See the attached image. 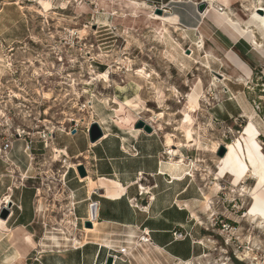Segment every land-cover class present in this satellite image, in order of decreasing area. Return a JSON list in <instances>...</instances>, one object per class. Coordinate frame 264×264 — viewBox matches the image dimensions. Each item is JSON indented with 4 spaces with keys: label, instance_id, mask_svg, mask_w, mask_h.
Returning <instances> with one entry per match:
<instances>
[{
    "label": "rangeland",
    "instance_id": "obj_1",
    "mask_svg": "<svg viewBox=\"0 0 264 264\" xmlns=\"http://www.w3.org/2000/svg\"><path fill=\"white\" fill-rule=\"evenodd\" d=\"M157 1L0 0V149L5 166L0 179L8 180L0 188L3 193L7 188L21 193L22 204L27 200L31 213H26L28 219L33 208L39 211L37 226L26 228L32 237L26 232L21 238L0 235V262L16 250L20 259L15 264L30 263L39 240L54 249L48 244L52 235L60 240L79 238L81 227L74 226L71 216L75 204L69 183L74 175L71 167L83 165V158L68 159L59 147L72 135L87 134L92 123L100 122L109 130L100 128L111 133L141 119L159 126L151 134L163 144L167 134L173 135L172 140L182 145L178 149L189 170L195 166L190 178L201 189L200 227L210 247L208 260L264 261V229H257L247 216L255 182L249 174L236 178L219 173L216 164L220 147L227 144H236L241 155L249 154L243 133L250 120L264 157V70L255 68L244 76L197 29L204 18L199 14L214 11L227 20L234 18L242 35L243 26L252 25L256 42L251 44L263 49L251 10L264 9V0H215L213 9L207 0ZM153 14L166 31L163 23L149 19ZM82 30L86 33L81 35ZM201 40L204 50L195 47ZM138 70L149 78L138 79L134 75ZM100 73L110 82L91 79ZM159 114L163 118L157 121ZM193 142L194 147H184ZM168 149L162 160H178ZM209 199L212 211L206 213ZM2 206L0 213H8L6 221L12 205Z\"/></svg>",
    "mask_w": 264,
    "mask_h": 264
},
{
    "label": "crops",
    "instance_id": "obj_2",
    "mask_svg": "<svg viewBox=\"0 0 264 264\" xmlns=\"http://www.w3.org/2000/svg\"><path fill=\"white\" fill-rule=\"evenodd\" d=\"M146 1L158 3L157 0ZM209 13L197 28L202 38L244 76H250L255 68L264 70V48H255L249 35L240 34L224 16L214 11ZM108 130L104 126V131ZM104 131L93 144L89 143L87 134L82 133L72 135L66 140L67 144L58 149L68 159L83 158L81 162L87 177L81 181L78 174L71 173L69 183L75 204L71 216L74 226L81 227L79 238L70 236V242L64 245L58 237L55 236V241L48 237V244L54 249L39 240L38 247L33 249L36 255L25 264H107L108 259L111 264H213L208 260L210 247L200 227L203 215L199 184L188 176L174 180L169 173L160 171L167 147L157 135L136 130L134 125L111 133ZM178 148L179 154L173 156L182 155ZM1 154L0 149V170L5 167ZM242 156L248 163L249 154L242 153ZM225 174L231 175V172ZM4 182L8 185L7 179H0V186ZM7 189L3 193L0 188V203L7 195L12 209L6 220L7 231H1L0 235L6 237L10 233L21 238L27 227L37 226L39 211L33 208L28 219L26 213H31L27 200L22 204L21 193L14 188ZM30 195L25 192V197ZM92 203L97 205L96 218L86 232L83 223L90 219ZM23 205L24 215L21 213ZM142 231L149 233L148 243L137 242ZM173 232L183 236L175 239ZM121 249L126 252L123 256L118 254ZM114 255L120 258L111 257Z\"/></svg>",
    "mask_w": 264,
    "mask_h": 264
},
{
    "label": "bare ground",
    "instance_id": "obj_3",
    "mask_svg": "<svg viewBox=\"0 0 264 264\" xmlns=\"http://www.w3.org/2000/svg\"><path fill=\"white\" fill-rule=\"evenodd\" d=\"M123 2L127 3V0H123ZM128 2H130V1H128ZM203 3H205V1H203ZM207 5L210 6L211 9H213L214 6L216 5V1L215 0H207ZM130 6L135 7V6H137V4L133 1H131ZM144 6H145V4H144ZM259 6H263V5L259 4ZM251 11H252V13H251L252 23H253V25L256 24V29L260 30V35L264 39V9L263 8H260V9L253 8V10H251ZM216 14H218V13H216ZM199 15L205 17V13H200ZM218 15H220V14H218ZM134 17H137V15L135 14ZM149 19L154 21V22L157 21V22L163 23V27H164L163 30L166 31L164 22L161 20L159 21L156 15H154V14L151 15L149 17ZM231 20L232 19L230 18L227 20V22L229 24H231L232 27H234V28L239 27L240 24H237L236 22H232ZM233 20H234V18H233ZM244 27L245 28H243V29H246L245 34L249 35V38H252V39H250V43L256 42V40H255L256 37H255V34L253 33V30H252L253 26L250 25L249 23H246L244 25ZM85 33H86L85 30L79 31V34H81V35L85 34ZM195 47L198 48L199 50H204L205 49L204 41L201 40L199 43L195 44ZM205 53H206V55H209V56L212 55L211 53H208V54H207V52H205ZM185 58L190 59V57L187 55H185ZM183 61L186 62V60H184V59H183ZM180 64L182 67L184 65H186L183 62H181ZM134 75L138 79H141V80H146L149 78V75H147V73L144 70H138L134 73ZM94 76H96V79L91 78L93 81L99 79L100 81H102V83H105V84L110 82L108 75H106L105 73L95 74ZM86 93L87 92H84V94H86ZM145 111L148 112V110H145ZM0 114H2V113H0ZM155 117H156L155 119L157 121H159L160 119L163 118V115L159 114ZM141 121H143L146 124H149L152 127L154 132L157 131L156 127H159V126L155 127L152 123L148 122L145 119H141ZM249 122L250 123L244 129V133H243L249 141L248 146H250V149H249L250 151H249V156H248L249 165L242 158V155L238 151V148L235 147L236 144H235V146L232 144L231 145L230 144L225 145L226 155L223 158H218L216 164L218 166L217 169L219 170V173L231 172L232 174H235L234 176L236 178H241L243 175L249 174L248 175L249 179H251L255 182L254 192L253 193L251 192V194H250L252 204H251V207L247 213V216L256 224L257 229H264V197L261 196L264 194V157H263L262 153L259 151L260 146L258 145V142L254 140L255 135L257 134V130H256L255 126L252 124V121L250 120ZM96 123L100 127H102L104 130L103 124H101L100 122H96ZM50 133L53 134L54 131L50 130ZM173 137H174L173 135L167 134L164 138L165 139V145H166V147L169 148L167 152H169L171 154V156L177 155V153H178V151H176L177 148L182 146L181 144H179V142L175 143L172 140ZM195 145H196V142H193L192 145H186L184 147L189 148V147H194ZM52 148L55 152H57L56 147H52ZM173 148H176V149H173ZM57 154H58V152H57ZM161 164H162V168L160 171L162 173H165V172L169 173L174 180L182 179L183 176L193 177V172L195 171V166L193 164H192V170H189L190 166H187V164L184 162L182 155L179 156L178 160H170V161H163V162L161 161ZM74 165H73V167L76 166V165L75 166ZM216 176H218V175H216ZM81 181H83L82 178H81ZM216 186H218V184ZM1 204L4 205V206H2V209H5L8 206H10L11 200H10L9 196H7V195L4 196L2 198ZM210 205H211L210 199L206 200L205 207H204V210L206 213H210L212 211ZM1 231H7L6 221L2 220V219H0V234H1ZM85 231L89 232V230H85ZM51 239L53 241H55L56 237L54 235H52ZM61 242L64 245H66L67 243L70 242V239H69V237L62 236ZM74 242H76V240ZM19 259H20L19 253L16 250H13L11 252L10 256L2 259L0 264H14ZM262 264H264V261H262Z\"/></svg>",
    "mask_w": 264,
    "mask_h": 264
},
{
    "label": "water",
    "instance_id": "obj_4",
    "mask_svg": "<svg viewBox=\"0 0 264 264\" xmlns=\"http://www.w3.org/2000/svg\"><path fill=\"white\" fill-rule=\"evenodd\" d=\"M204 8V5H200L198 7V11L199 12H202ZM156 13L158 15L161 14V10L160 9H156ZM134 129L136 130H142L144 133L146 134H151L153 133V129L152 127L149 125V124H146L144 123L143 121L141 120H138L136 121V123L134 124ZM103 136V132L100 128V126L97 124V123H92L88 129V133H87V137H88V141L89 143L93 144L95 143L96 141H98L101 137ZM226 153V150H225V147H220L217 155L219 158L223 157ZM77 173L79 175L80 178H84L86 177V172H85V169L83 167V165H79L77 167ZM96 204L95 203H92L90 204L89 206V211H90V219L89 221H86L83 223V227L86 228V229H90L92 227V221L95 220V210H96ZM7 211L4 210V212L0 213V219L2 220H5L7 218ZM107 264H111V260L108 259L107 261Z\"/></svg>",
    "mask_w": 264,
    "mask_h": 264
},
{
    "label": "built area",
    "instance_id": "obj_5",
    "mask_svg": "<svg viewBox=\"0 0 264 264\" xmlns=\"http://www.w3.org/2000/svg\"><path fill=\"white\" fill-rule=\"evenodd\" d=\"M77 131V129H75L73 132H76ZM86 132H88V130L86 129ZM85 161V160H84ZM82 165L81 163H77V164H75L74 166L75 167H71L72 168V170H73V172H74V174H77L76 173V168L79 166V165ZM148 232H146V231H142V234L140 235V237L138 238V240H137V242L138 243H140V244H142V243H148L149 242V238H148ZM183 235L180 233V232H173V237L175 238V239H181V237H182ZM125 249H121L120 251H119V253L118 254H120L121 256H123V255H125ZM117 255V254H116ZM116 255H114V256H111V257H113L114 259H116V258H120V257H117Z\"/></svg>",
    "mask_w": 264,
    "mask_h": 264
}]
</instances>
